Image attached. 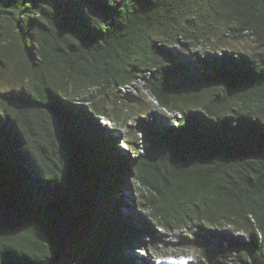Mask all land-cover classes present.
I'll return each mask as SVG.
<instances>
[{"label": "trees", "instance_id": "16d2710c", "mask_svg": "<svg viewBox=\"0 0 264 264\" xmlns=\"http://www.w3.org/2000/svg\"><path fill=\"white\" fill-rule=\"evenodd\" d=\"M221 27L251 46L211 45ZM4 76L24 84L0 92V187L25 219H0V264H127L148 233L119 209L130 178L199 264H264V0H0ZM137 79L151 110L129 157L103 101Z\"/></svg>", "mask_w": 264, "mask_h": 264}, {"label": "rangeland", "instance_id": "374dc122", "mask_svg": "<svg viewBox=\"0 0 264 264\" xmlns=\"http://www.w3.org/2000/svg\"><path fill=\"white\" fill-rule=\"evenodd\" d=\"M223 31L224 28L221 27L216 40L213 39L211 45H220L232 51L251 46L249 39L244 38L241 42H236L226 34L223 35ZM211 45L209 48H213ZM205 50L207 49L204 48L202 51ZM13 65L14 62H11L5 66L7 74L12 72ZM22 84H24L23 80L4 76L0 78V92L18 90ZM136 89L135 93H132V90L117 89V91L109 92L103 101L108 109L115 107L121 111L124 119L114 122L116 131L111 130V134L116 136V145L124 152H128L129 157L134 154V151L127 148L126 142H123L121 137L124 135L132 142L131 148L147 145V142L142 140L140 133L136 130L135 118L139 113H146L151 110L143 86L137 84ZM98 100L101 99L98 98ZM99 122L103 126H109L100 118ZM119 198L126 205L119 206V209L131 214V223L139 226L141 225L140 220H145L148 223L146 225L148 233L139 231L138 237L135 238L137 244L123 250V255L130 258L127 264H199L198 251L181 243L184 237L188 238L189 231L158 227L157 220L153 218L151 211L145 207L143 190L132 178L128 179L127 185L119 193ZM191 229H194V226ZM132 254L136 255L137 258H132Z\"/></svg>", "mask_w": 264, "mask_h": 264}, {"label": "water", "instance_id": "95a60500", "mask_svg": "<svg viewBox=\"0 0 264 264\" xmlns=\"http://www.w3.org/2000/svg\"><path fill=\"white\" fill-rule=\"evenodd\" d=\"M0 219L10 222L23 221L25 217L13 206L3 187H0ZM56 240V247L61 255L66 254L67 248L78 235V227L68 214H60L52 228Z\"/></svg>", "mask_w": 264, "mask_h": 264}, {"label": "built area", "instance_id": "2783aa9c", "mask_svg": "<svg viewBox=\"0 0 264 264\" xmlns=\"http://www.w3.org/2000/svg\"><path fill=\"white\" fill-rule=\"evenodd\" d=\"M137 84H140L142 86V82L137 79V80H134L132 81L130 84H125L123 86L120 87V89L122 90H132V93H135L136 92V85ZM144 93L146 94L147 98L150 99L149 95L146 93V91L144 90ZM161 111L164 113V114H167V115H170L171 113H169L168 111H166L164 108H161Z\"/></svg>", "mask_w": 264, "mask_h": 264}, {"label": "clouds", "instance_id": "9594fccd", "mask_svg": "<svg viewBox=\"0 0 264 264\" xmlns=\"http://www.w3.org/2000/svg\"><path fill=\"white\" fill-rule=\"evenodd\" d=\"M119 90H120V87H119ZM103 122H106V124L108 123V121H104V120H102ZM107 125H109V124H107ZM114 136V135H113ZM125 205V204H124ZM126 206V205H125ZM130 246H132V245H130Z\"/></svg>", "mask_w": 264, "mask_h": 264}, {"label": "bare ground", "instance_id": "6f19581e", "mask_svg": "<svg viewBox=\"0 0 264 264\" xmlns=\"http://www.w3.org/2000/svg\"><path fill=\"white\" fill-rule=\"evenodd\" d=\"M70 217V216H69Z\"/></svg>", "mask_w": 264, "mask_h": 264}]
</instances>
